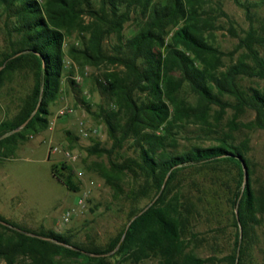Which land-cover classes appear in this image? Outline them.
Masks as SVG:
<instances>
[{"label":"trees","instance_id":"trees-1","mask_svg":"<svg viewBox=\"0 0 264 264\" xmlns=\"http://www.w3.org/2000/svg\"><path fill=\"white\" fill-rule=\"evenodd\" d=\"M241 6L250 24L228 54L241 50L238 57L221 70L224 54L209 42L218 29L217 18H227L219 2L96 0L94 6V0H0V15L13 20L7 36H17L8 41L9 51L0 57V84L5 75L18 69H28L32 76L29 94L18 113L0 122L1 156H9L25 134L47 126L48 105L62 91L64 38L73 31L83 32L82 47H71L68 56L79 66H114L103 74L102 81H95L108 102L107 108L99 111L111 145L104 149L93 143L87 154L107 158L99 176L114 197L121 194L119 177L127 174L140 182L129 189L126 198L132 202L149 199L144 206L130 209L128 219L136 217L104 248L74 243L69 235L51 230H28L0 217L6 223L0 224V262L137 264L153 258L157 264H245L253 256L259 242L257 229L264 239V183L253 186L250 163L244 157L247 141L234 144L226 133L217 131L225 110L231 109L229 126L234 128L237 116L249 110L254 118L242 126L264 133V87L239 84L241 78L264 80V21L253 26L248 8ZM132 12L139 14L141 21L122 39L123 24ZM232 29L230 24L228 30ZM110 34L117 41L112 53L105 54L102 41ZM67 82L73 84L68 78ZM183 86L193 95L194 103L179 96ZM189 124L203 134H219L212 137L215 145L178 148V138ZM125 141L133 155L111 161V153ZM238 159L245 164V182ZM217 167L231 171L228 204L235 233L230 253L219 259H202L190 248L199 240L192 225L201 207L174 183L185 170L215 171ZM50 172L69 192L78 191L70 168L51 164Z\"/></svg>","mask_w":264,"mask_h":264},{"label":"rangeland","instance_id":"rangeland-1","mask_svg":"<svg viewBox=\"0 0 264 264\" xmlns=\"http://www.w3.org/2000/svg\"><path fill=\"white\" fill-rule=\"evenodd\" d=\"M248 8L253 26L264 21V0H237ZM219 2L221 10L227 18L218 17L215 21L218 29L212 32L209 42L224 54L221 70L233 63L241 50L228 56L235 48L238 37L242 36L250 22L245 16V10L233 0H212ZM96 6V0H94ZM131 19L123 24L122 39L129 36L135 25L141 21L137 13H131ZM84 23L88 22L83 17ZM233 32L228 30L229 25ZM13 20H6L0 15V57L9 51V40H15V33L7 36ZM234 33V34H233ZM236 35V36H235ZM86 34L73 31L65 36L62 50L64 53L61 94L58 99L49 103L47 126L37 132L25 134L23 140L16 141L18 146L10 156L2 157L0 148V217L15 223L25 229L38 231L51 230L69 235L71 241L84 246L104 248L110 239L114 238L128 222V213L132 207L140 208L148 203V197L132 202L126 195L131 187L140 182L131 180L129 175L119 177L117 184L121 194L113 196L110 187L99 176V172L107 166L105 155H89L87 149L98 143L100 148L109 149L111 142L106 133V127L100 118V108L106 109L107 99L99 93L95 81H102L103 74L113 71L114 66L101 63L96 66H79L67 54L68 49L82 47ZM117 39L113 34L102 41L105 54L112 53V46ZM70 79L73 84L67 82ZM239 84L243 87H264V80L241 78ZM32 85L31 72L28 69H18L5 75L0 84V122L11 120L18 113ZM179 96L194 103V97L183 86ZM228 102L232 99L225 97ZM67 107L70 113L57 116L61 107ZM213 110L215 107L212 108ZM212 112H210L211 114ZM232 110L226 109L218 124V133H226L228 141L238 144L247 141L244 157L249 161L253 186L264 183V133L258 129H247L242 125L254 118L253 112L245 110L234 120V128L229 126ZM84 128L95 129L96 133L81 137L78 133V121ZM211 122V119H209ZM19 131V130H18ZM69 133V134H67ZM203 134L197 126L189 124L178 138V148L190 145L206 147L215 145L212 137ZM67 152L68 157L64 156ZM129 141H125L120 149H115L110 160L120 162L121 158L132 156ZM51 164H64L71 170L72 182L78 191L69 192L61 182H58L50 172ZM224 167L215 171L208 169H188L180 173L174 183L180 191L199 202L200 215L192 225L198 241L190 245L193 253L199 258L215 257L217 259L230 253L235 229L232 225V212L228 200L233 186L231 176ZM84 210H75V199L82 194ZM65 209L76 212L68 222L61 223V215ZM258 245L253 256L245 264H264V239L261 229H257ZM0 264H3L0 262ZM60 264H73L61 261ZM120 264H131L123 262ZM137 264H157L150 258Z\"/></svg>","mask_w":264,"mask_h":264},{"label":"built area","instance_id":"built-area-1","mask_svg":"<svg viewBox=\"0 0 264 264\" xmlns=\"http://www.w3.org/2000/svg\"><path fill=\"white\" fill-rule=\"evenodd\" d=\"M71 110L65 106L61 107L58 111H57V116H62L65 114L70 113ZM78 127H79V135L81 137H87L90 135H94L96 133L95 129H86L84 128L83 122L80 120L78 121ZM68 153L65 152L64 156L68 157ZM84 197L85 194L83 193L82 195H80L79 197H77L75 199V210H77L78 212H82L84 210L85 204H84ZM74 209H65V211L63 212V214L61 215V223L65 224L66 222L69 221V219L72 217V215L74 214V212H76Z\"/></svg>","mask_w":264,"mask_h":264},{"label":"water","instance_id":"water-1","mask_svg":"<svg viewBox=\"0 0 264 264\" xmlns=\"http://www.w3.org/2000/svg\"><path fill=\"white\" fill-rule=\"evenodd\" d=\"M26 122H27V120L25 121V122H23L19 127H17L15 130H14V132H17L18 130H20L25 124H26ZM238 161H239V164H240V167H241V171H242V181L243 182H245V180H246V168H245V164H244V162L242 161V160H240V159H238ZM147 208V207H146ZM145 208V209H146ZM141 213V212H140ZM140 213H138V214H140ZM235 213V212H234ZM235 216H236V214H235ZM136 217V215L135 216H133L129 221H128V223L126 224V227L125 228H127V226L129 225V223L134 219ZM0 224L1 225H6V223H4V222H2V221H0ZM43 239H45V238H43Z\"/></svg>","mask_w":264,"mask_h":264},{"label":"crops","instance_id":"crops-1","mask_svg":"<svg viewBox=\"0 0 264 264\" xmlns=\"http://www.w3.org/2000/svg\"><path fill=\"white\" fill-rule=\"evenodd\" d=\"M20 145H21V144H20ZM20 145H16V147L14 148V150H15L18 146H20ZM14 150H12V152H13ZM12 152H11V153H12ZM10 155H11V154H10ZM10 155H9V156H10Z\"/></svg>","mask_w":264,"mask_h":264}]
</instances>
